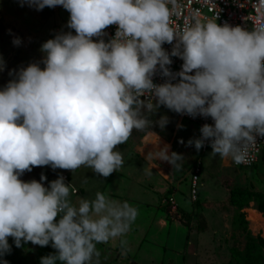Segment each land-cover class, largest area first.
<instances>
[{
  "label": "clouds",
  "instance_id": "clouds-1",
  "mask_svg": "<svg viewBox=\"0 0 264 264\" xmlns=\"http://www.w3.org/2000/svg\"><path fill=\"white\" fill-rule=\"evenodd\" d=\"M18 3L37 11L61 6L75 34L60 32L42 43V59L0 88V257L10 253L11 237L16 247L22 241L51 244L55 254L41 257L40 264H99L97 244L126 236L138 209L99 191L73 203L70 195L78 190L62 175L47 187L43 174L39 182L20 177L50 166L71 172L87 167L107 178L124 164L117 146L133 131L149 129V116L160 106L211 118L186 146L199 151L208 142L213 155L235 164L246 163L256 137H264V27L249 31L215 18L177 32L171 25L176 0ZM113 25L114 37L105 42L104 30ZM173 41L169 54L162 45ZM170 56L183 61L179 72L170 71ZM4 68L0 58V72ZM157 70L166 82H153ZM168 122L166 116L156 121L161 128ZM169 149L164 145L152 154L146 175L154 159L181 169L183 155ZM126 246L120 239L122 255Z\"/></svg>",
  "mask_w": 264,
  "mask_h": 264
},
{
  "label": "rangeland",
  "instance_id": "rangeland-1",
  "mask_svg": "<svg viewBox=\"0 0 264 264\" xmlns=\"http://www.w3.org/2000/svg\"><path fill=\"white\" fill-rule=\"evenodd\" d=\"M68 20L69 13L63 8L55 10L45 7L37 11L26 4L21 6L18 0H0V58L5 63L4 70L0 72V88L15 78L17 70L42 59V43L60 32L72 31L75 34L74 30L67 28ZM16 37L21 40L18 46L12 42ZM40 66L43 67L42 64ZM161 116L169 120L164 128L156 123ZM149 119L153 121L149 129L133 131L125 144L118 145L121 151L129 152L130 160L125 163L128 172L135 165L138 168L132 174H127L128 177L119 176L113 181L115 184L105 183L104 177L87 167L69 171V175L61 169L53 170L50 166L34 167L20 179H35L39 182L43 174L46 180L42 183L47 187L50 181L62 175L66 184L83 186L77 189V193L70 195L73 203H77L80 198L94 199L95 193L99 191L111 199L127 201L138 209V216L133 223L135 225L126 236L106 243L112 249L120 243V239L127 240V254H121V247L117 251H103L97 244L99 264H131L132 261L133 264H226L231 258L230 249H242L245 243L240 230L232 226L236 208L229 201V190L242 187L264 192V154L253 166H238L231 158L222 159L213 155L211 148L202 152L194 146H186L189 139L197 138L195 122L180 119L164 106H160ZM181 140L184 143H180ZM164 145H170V152L183 155L181 169L176 170L168 162L154 159L152 163L156 166L151 168L150 176L146 175L145 169L149 167L152 154ZM140 154L146 159L139 158ZM198 161V195L197 200L192 201L189 198L190 175ZM138 173L145 176L144 180L139 179L142 182L140 186L134 185L131 178ZM107 188L112 191H106ZM133 194L144 196L141 197L144 202H132L130 198ZM241 211L245 214L251 234L264 237V220L253 202H249ZM154 214L162 215L171 222L157 228L156 218L148 227L147 216L152 217ZM8 244L11 246L10 253L0 257L8 264L40 263V246L22 241L21 247H16L11 237L8 238Z\"/></svg>",
  "mask_w": 264,
  "mask_h": 264
},
{
  "label": "built area",
  "instance_id": "built-area-1",
  "mask_svg": "<svg viewBox=\"0 0 264 264\" xmlns=\"http://www.w3.org/2000/svg\"><path fill=\"white\" fill-rule=\"evenodd\" d=\"M171 8L172 5H169ZM61 6H56L52 9H61ZM219 25L227 23L229 26L235 27L239 26L244 30H252L256 27H264V7L260 5V0H176V7L171 16V25L177 31H183L187 26H190L199 20L200 22H206L210 19H215ZM116 31V26H109L104 30L105 34L102 39L107 42L112 37H114ZM96 40L97 38H93ZM173 44H164L162 47L169 54L172 51ZM172 60L169 69L171 72L176 73L181 70V65L183 61L179 57L170 56ZM178 79V78H177ZM168 80L164 77L159 70L153 76V82L155 84H162ZM173 83L177 81H172ZM141 99H147V97H141ZM155 103V99H152ZM176 115L182 120H189L197 124V138L200 136L199 129L205 123L212 124L211 118H203L197 116L192 118L186 114ZM211 147L208 142H205V146L201 148L202 152L207 151ZM264 150V137L257 136L256 144L252 145L248 150V158L246 163L234 164L238 166H253L262 155ZM200 172V162L198 161L192 168L190 175V185H189V198L192 201L197 200L198 189L197 183L199 180ZM173 201V198L170 197Z\"/></svg>",
  "mask_w": 264,
  "mask_h": 264
},
{
  "label": "trees",
  "instance_id": "trees-1",
  "mask_svg": "<svg viewBox=\"0 0 264 264\" xmlns=\"http://www.w3.org/2000/svg\"><path fill=\"white\" fill-rule=\"evenodd\" d=\"M264 154V150L262 152ZM229 201L235 206L236 211L232 217V226L240 230L244 237V247H232L230 249V260L226 264H264L263 251H264V237L261 235L253 236L247 227V220L245 214L241 209L249 202H253L254 208L264 218V192L242 188L233 187L229 190ZM262 218V219H263ZM42 257L49 254H55V249L51 244L44 247H39ZM40 264V263H39ZM59 264V262H57ZM103 264H114L113 262H106ZM133 264V261L132 263Z\"/></svg>",
  "mask_w": 264,
  "mask_h": 264
},
{
  "label": "crops",
  "instance_id": "crops-1",
  "mask_svg": "<svg viewBox=\"0 0 264 264\" xmlns=\"http://www.w3.org/2000/svg\"><path fill=\"white\" fill-rule=\"evenodd\" d=\"M117 151H119V152H121V154H122V156H123V159H124V164H123V166L117 171V172H113L110 176H108L107 178H105L104 177V180H105V183H107V182H109V183H111V184H115V182H113V181H115L119 176H121L122 178H125V177H128L127 176V174L129 175V174H132V172L135 170V169H137L138 167H137V165H135V167H131V172H128V170H127V165L125 164V163H128L129 162V160H130V156L128 155V153H127V151H121V149L117 146ZM139 158H145V156L143 155V154H140V157ZM146 159V158H145ZM148 161V160H147ZM60 171H62V172H66L68 175L70 174V172H69V170H60ZM126 171H127V173H126ZM131 178L133 179V182H134V185L135 184H137V186L139 185L140 186V184L142 183V182H139V179L140 178H142L143 180L145 179V176L143 175V173L141 174V173H138L137 175H135L134 177L133 176H131ZM121 179V178H120ZM148 180V179H147ZM76 187V189H82V185H80V186H75ZM105 188V187H104ZM103 191V190H102ZM106 191H112V190H110L109 188H107L106 189ZM141 197L142 198H145L144 196H141V195H136V194H133L132 195V197L130 198V200L132 201V202H135V201H137V202H144V201H142L141 200ZM158 214H154L152 217H150L149 215L147 216V219H146V222H147V226L149 227V225H150V223L152 224L154 221H155V219L157 218V220H156V226H157V228H160V227H165L166 225H168V223L169 222H171V220H169L168 218H165L164 216H162V215H158ZM262 220H264V219H262ZM173 221V220H172ZM175 221H177V220H175ZM178 222V221H177ZM135 224H132L131 225V228L134 226ZM137 227V226H136ZM136 227H134V228H136ZM110 245H107L106 243H101L100 244V248L104 251V250H111V251H113V250H115V251H117V249H119L120 248V243H118L117 245H116V247H113L112 249L109 247ZM114 251V252H115ZM112 259H114V257L112 258Z\"/></svg>",
  "mask_w": 264,
  "mask_h": 264
},
{
  "label": "bare ground",
  "instance_id": "bare-ground-1",
  "mask_svg": "<svg viewBox=\"0 0 264 264\" xmlns=\"http://www.w3.org/2000/svg\"><path fill=\"white\" fill-rule=\"evenodd\" d=\"M264 228V227H263ZM263 231H264V229H263Z\"/></svg>",
  "mask_w": 264,
  "mask_h": 264
}]
</instances>
